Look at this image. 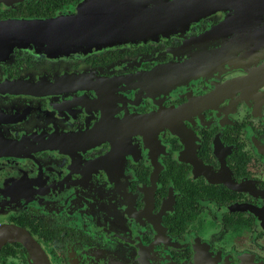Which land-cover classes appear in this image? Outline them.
I'll return each instance as SVG.
<instances>
[{
	"label": "flooded vegetation",
	"instance_id": "1",
	"mask_svg": "<svg viewBox=\"0 0 264 264\" xmlns=\"http://www.w3.org/2000/svg\"><path fill=\"white\" fill-rule=\"evenodd\" d=\"M211 1L0 62V264H264V0Z\"/></svg>",
	"mask_w": 264,
	"mask_h": 264
},
{
	"label": "water",
	"instance_id": "2",
	"mask_svg": "<svg viewBox=\"0 0 264 264\" xmlns=\"http://www.w3.org/2000/svg\"><path fill=\"white\" fill-rule=\"evenodd\" d=\"M17 1L19 0H0L8 4ZM206 1L212 2L211 0H82L77 15L58 14L50 18L0 19V62H9L17 51L44 49L49 54L62 51L70 53L78 49L83 50L85 46L121 38V35L129 34L134 38H141L146 34L144 29L146 27L149 30L157 28L162 31L176 26L178 21L172 19L173 12L178 11L180 5L190 6ZM151 2L154 3L153 8L149 7ZM91 4L100 5L97 9H111L112 12L101 14L100 11L91 10L92 13L84 14ZM126 12H130L134 19H129L128 24H125ZM162 13L164 17H160ZM166 14L171 18L166 17ZM161 20H164L163 24ZM114 22H121L123 25L119 26Z\"/></svg>",
	"mask_w": 264,
	"mask_h": 264
}]
</instances>
